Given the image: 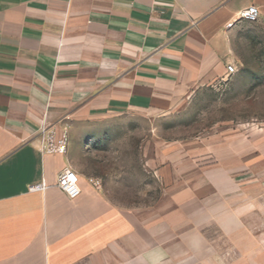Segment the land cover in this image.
Wrapping results in <instances>:
<instances>
[{
  "label": "crops",
  "instance_id": "1",
  "mask_svg": "<svg viewBox=\"0 0 264 264\" xmlns=\"http://www.w3.org/2000/svg\"><path fill=\"white\" fill-rule=\"evenodd\" d=\"M248 6L264 25V0H0V264H264V131L147 143L160 193L146 207L80 173L70 199L58 175L79 146L45 155L38 141L43 123L81 137L189 113L225 79Z\"/></svg>",
  "mask_w": 264,
  "mask_h": 264
},
{
  "label": "rangeland",
  "instance_id": "2",
  "mask_svg": "<svg viewBox=\"0 0 264 264\" xmlns=\"http://www.w3.org/2000/svg\"><path fill=\"white\" fill-rule=\"evenodd\" d=\"M233 42L231 64L237 74L200 91L188 107L189 113L155 120L110 118L91 124L89 136L81 137L75 135L82 126L68 128L70 145L79 146L71 168L75 175L93 179L119 205L146 207L160 193V186L145 168L147 143L244 126L251 145L256 144L264 131V25L238 21Z\"/></svg>",
  "mask_w": 264,
  "mask_h": 264
},
{
  "label": "built area",
  "instance_id": "3",
  "mask_svg": "<svg viewBox=\"0 0 264 264\" xmlns=\"http://www.w3.org/2000/svg\"><path fill=\"white\" fill-rule=\"evenodd\" d=\"M259 19V12L255 6H248L238 13V20L246 23H256ZM225 79L226 82L237 74V68L233 64H227ZM39 148L42 154L65 156L70 145L69 130L67 127L56 128L43 123L39 131ZM58 188L70 199H75L80 194L77 184V175L68 167L64 168L58 175ZM32 190H43L44 185L34 186Z\"/></svg>",
  "mask_w": 264,
  "mask_h": 264
}]
</instances>
